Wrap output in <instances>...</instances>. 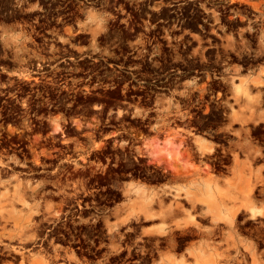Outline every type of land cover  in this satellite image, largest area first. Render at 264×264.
<instances>
[{
	"label": "rangeland",
	"instance_id": "rangeland-1",
	"mask_svg": "<svg viewBox=\"0 0 264 264\" xmlns=\"http://www.w3.org/2000/svg\"><path fill=\"white\" fill-rule=\"evenodd\" d=\"M230 21L251 22L222 25ZM200 68L204 83L183 82L181 70ZM168 69L170 82L159 83ZM249 69H264V0H0V251L21 257L8 264H151L179 252L191 228H158L131 208L124 181H162L172 162L145 135L193 117L188 106L206 104L210 75L218 82L209 99L224 121L234 82ZM122 70L139 73L144 95L132 105L120 90L137 83L122 87L131 78ZM153 80L170 91L148 93ZM84 193L86 212L77 207ZM235 228L253 248L221 243L220 264H264V217Z\"/></svg>",
	"mask_w": 264,
	"mask_h": 264
},
{
	"label": "crops",
	"instance_id": "crops-1",
	"mask_svg": "<svg viewBox=\"0 0 264 264\" xmlns=\"http://www.w3.org/2000/svg\"><path fill=\"white\" fill-rule=\"evenodd\" d=\"M263 78L264 69H249L234 82L235 102L227 105L224 121L216 119L219 106H215L209 122L170 124L162 134L145 137L147 142L158 141L172 163L162 170V181L141 177L124 181L131 208L160 220L158 228L166 222L192 227L184 232L179 252L168 250L151 264H220L226 252L221 243L253 248L246 243L247 235L235 228V221L264 217ZM167 103L173 109V102ZM0 211H6L1 203ZM9 214L16 219L22 215L12 208ZM207 219L214 222L207 229L192 225ZM226 220L232 221L230 227L222 223ZM218 224L225 228L218 227L214 236L210 229ZM258 251L262 253L264 246Z\"/></svg>",
	"mask_w": 264,
	"mask_h": 264
},
{
	"label": "flooded vegetation",
	"instance_id": "flooded-vegetation-1",
	"mask_svg": "<svg viewBox=\"0 0 264 264\" xmlns=\"http://www.w3.org/2000/svg\"><path fill=\"white\" fill-rule=\"evenodd\" d=\"M67 14H70V12H67ZM250 22L251 21L245 22V24L243 26H241L239 24L236 25L237 24L236 21H233V22L230 21L229 23H223L222 25L229 26V24H231V25H236V27L239 28V27H248V26H250V24H249ZM164 24H165V22L162 23L160 21H155L153 23V25L155 27H163V26H166ZM210 25H214V23H211V22H207V23L200 22L198 24L199 27H208ZM204 47L206 49H210V48H213L214 46L213 45L212 46H203L202 45L201 46V49H203ZM244 60L247 62V64H250L251 56L249 55V57L244 58ZM108 65L110 66V64H108ZM116 66H118V65H116ZM121 72H122V76H124V77H127L128 78L129 76H131V78H128V80L126 81V83H123L122 87L124 86V84H128L131 81L136 82V83L138 82V78H137V75L139 74L138 72H133V71H128V70H122ZM207 72H208V70H206L204 68H200V69H184V70H181L182 75L183 76H186V79L183 82L190 81L191 79L194 78V79H196L198 85L204 83V80L206 79V73ZM174 74H175V72H172V69L166 70L165 73H164V75H165L164 80L159 81V83L160 82H166V81H167V83H169L170 82V77L172 75H174ZM217 78H218V76L210 75V78L208 79V82L206 83V87L207 88H205V91L203 90V95L204 96L206 95L205 96V100L204 99L203 100L205 101L206 104H199L198 105L196 103V105H192V106L189 105L188 106L189 110L192 109V111H190L189 113L191 115H193V117L192 116L185 117L184 120L186 122L180 124L179 127H181V125L186 124V123L209 122L211 116H208L207 117V116H204V115H205V113L206 114H210L211 110H214L215 109V106L216 105H213V103L215 101L209 99L211 97V95H209V93H211L212 89H214V87L217 85V82L218 81H215ZM156 89L167 90V91L169 90V88H167V87L157 86L155 84V80H153V82L150 83V87L148 89V93L153 94L155 96V94L157 93ZM141 92H143V89L142 88H139L138 83L137 84H134V83L130 84L129 85V88L127 90H123V89L120 90L121 96L123 98V100H121V103H125L127 105H129V104L132 105L133 102H138V100L141 97H143V95H144V94H141ZM161 93H163V92H161ZM130 100H132V102ZM205 105H209V107H210L209 110L206 111L204 109V107H202V106H205ZM185 106H187V105H185ZM216 119L218 120V118H216ZM173 123H174L175 126L176 125L178 126V124H176L175 122H173ZM107 126H109V124H105L104 123V124L101 125V128H106ZM150 126L151 125L150 124H147V122L143 124V127H149L148 129H150ZM148 135H150V134H146L145 136H148ZM146 147H147V150L149 152L148 154H149L150 157H152V158L155 159L156 157L159 156V152L157 153L158 147L156 145L152 144V145H147ZM22 148L23 147H20V149H22ZM162 153L166 154V151L165 150H162ZM168 156H169V158H171L170 157V153L168 154ZM80 197L81 198H79L78 201H82L83 206H80L78 204L77 207L78 208H82L86 212V210L88 208H90V206L87 205V203L89 202L87 200V198L89 197V195H86V193H84ZM75 202H76V200H75ZM60 235L61 234H57V237L60 236ZM77 242L78 241L71 240V243L72 244H75ZM79 248H80V246H74L72 249L73 250H76V249H79ZM20 259H21V257L19 255H16V253H13V252H11L9 250H2V251H0V264L12 263L13 260H20Z\"/></svg>",
	"mask_w": 264,
	"mask_h": 264
},
{
	"label": "bare ground",
	"instance_id": "bare-ground-1",
	"mask_svg": "<svg viewBox=\"0 0 264 264\" xmlns=\"http://www.w3.org/2000/svg\"><path fill=\"white\" fill-rule=\"evenodd\" d=\"M194 209V208H193ZM242 213V212H241ZM136 217V216H135ZM213 217V216H212ZM199 218V217H198ZM201 219V218H200ZM201 221V220H200ZM207 221V220H206ZM210 223V222H209ZM222 223H224L227 227H230L231 226V223H232V221H223ZM192 225H196V224H192ZM204 225V224H203ZM206 225V224H205ZM208 225H210V224H208ZM219 225V224H218ZM218 225H215V226H213V227H211V229H210V233H214L216 230H217V228H218ZM186 224H184V226H179V223H177L176 224V227L177 228H179L180 229V231H182L181 229H183L184 227L186 228ZM194 227V226H193ZM198 227H200V226H198ZM176 228V229H177ZM192 228V227H191ZM195 228V227H194ZM196 228H197V226H196ZM202 228V227H201ZM205 228V227H204ZM225 228V227H224ZM191 230V229H190ZM200 231V230H199ZM218 231V230H217ZM258 231V230H257ZM188 232V231H187ZM194 232V231H193ZM202 232V231H201ZM205 232V231H204ZM219 232V231H218ZM191 233H192V231H191ZM173 234V233H172ZM195 234V233H194ZM201 234V233H200ZM206 234V233H205ZM204 234V235H205ZM215 234V233H214ZM185 235V234H184ZM191 235V234H190ZM202 235H203V233H202ZM175 236V235H174ZM177 236H178V234H177ZM187 236V235H186ZM214 236H217L216 234L214 235ZM204 237V236H203ZM212 238H214L213 237V235L211 236ZM178 238V237H177ZM219 238V237H218ZM176 244V243H175ZM215 244V243H214ZM210 245H212V244H210ZM218 248H219V246H218ZM217 248V249H218ZM221 248V247H220ZM219 248V249H220ZM238 258H239V256H237ZM245 257V256H244ZM247 258V257H246ZM224 261V260H223ZM235 261V260H234ZM237 262V261H236ZM243 262V261H242ZM34 264H41L40 262H38V261H35L34 262ZM234 264V263H233Z\"/></svg>",
	"mask_w": 264,
	"mask_h": 264
}]
</instances>
